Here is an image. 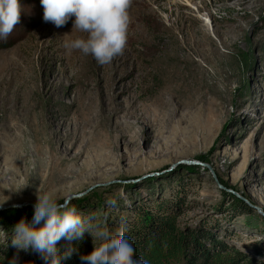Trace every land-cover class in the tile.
<instances>
[{"label":"rangeland","instance_id":"obj_1","mask_svg":"<svg viewBox=\"0 0 264 264\" xmlns=\"http://www.w3.org/2000/svg\"><path fill=\"white\" fill-rule=\"evenodd\" d=\"M20 2L0 39V256L44 264L11 235L56 190L111 232L175 203L208 254L264 264V0H131L104 65L65 47L84 35L74 17L57 28ZM73 243H57L60 264Z\"/></svg>","mask_w":264,"mask_h":264},{"label":"clouds","instance_id":"obj_2","mask_svg":"<svg viewBox=\"0 0 264 264\" xmlns=\"http://www.w3.org/2000/svg\"><path fill=\"white\" fill-rule=\"evenodd\" d=\"M40 3L44 22L60 28L74 17L72 30L84 34L66 42V48L91 55L100 65L122 54L130 24L131 0H40ZM22 12L20 0H0V39L11 34ZM59 200L56 190L37 193L31 222L22 218L13 227L11 245L17 250H31L44 264H60L57 243L61 239L69 242L82 239L88 232L93 237L94 248L80 256V264H147L136 256L127 235L101 228L94 224V217L84 216L75 206ZM3 238L0 236V241ZM73 251L69 248L64 258H70Z\"/></svg>","mask_w":264,"mask_h":264},{"label":"trees","instance_id":"obj_3","mask_svg":"<svg viewBox=\"0 0 264 264\" xmlns=\"http://www.w3.org/2000/svg\"><path fill=\"white\" fill-rule=\"evenodd\" d=\"M167 203L159 206L161 213L154 214L150 211L134 213L132 216L134 219L129 221L128 226L120 224L113 232L120 231L127 235L135 247L136 256L142 257L147 264H231L235 261L236 257L232 254L220 252H213L212 256L208 254L210 252L196 235L181 230L178 221L179 211L174 213L169 211L175 203ZM104 223L108 224L105 220ZM72 246H76L75 254L67 258L63 264H80V256L90 253L94 248V242L91 238L79 244L74 240ZM191 249H195L196 252L193 253ZM12 261H15V257L11 252H4L0 256L2 264H9Z\"/></svg>","mask_w":264,"mask_h":264}]
</instances>
